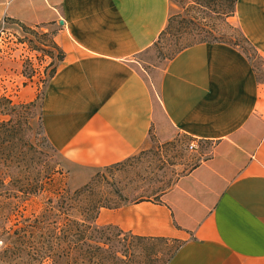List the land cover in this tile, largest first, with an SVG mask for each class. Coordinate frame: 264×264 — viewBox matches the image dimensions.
I'll return each instance as SVG.
<instances>
[{
    "label": "crops",
    "instance_id": "1",
    "mask_svg": "<svg viewBox=\"0 0 264 264\" xmlns=\"http://www.w3.org/2000/svg\"><path fill=\"white\" fill-rule=\"evenodd\" d=\"M170 14L171 0H0V22L55 30L65 57L44 91V129L72 165H116L152 135L210 146L160 201L103 208L97 224L183 241L168 264H264V80L239 49L203 43L153 81L137 57ZM235 20L264 60V0H238Z\"/></svg>",
    "mask_w": 264,
    "mask_h": 264
},
{
    "label": "rangeland",
    "instance_id": "2",
    "mask_svg": "<svg viewBox=\"0 0 264 264\" xmlns=\"http://www.w3.org/2000/svg\"><path fill=\"white\" fill-rule=\"evenodd\" d=\"M192 5L190 0H171L170 15H176L172 30L150 50L137 57L153 81L155 78L158 82L168 58L182 47L195 42V33L203 28L224 33L227 39L246 52L257 71L264 75L263 59L243 37L235 16L228 19L230 26H227L215 14H211V18L207 17ZM222 5L226 10L228 4ZM181 17L188 19L189 23L182 22ZM54 34L52 28L25 27L13 20L0 22V97H9L15 104L22 105L34 100H37L38 106L41 104L51 74L54 69L57 71L61 63L60 51L54 44ZM38 126L39 122L28 132L24 125L21 126V137L29 139L31 144L27 147L21 144V168L16 169L17 172L21 169L20 178L17 176L9 183L12 184L9 188L21 187V177L30 176L36 169L55 166L56 171L64 172L53 175L55 188L78 189L92 182L97 197L107 204L123 206L142 200L160 201L210 150L209 145L203 151L192 147L191 141L180 133L168 141H159L152 135L143 150L120 165L83 169L72 165L57 150L52 149ZM42 209L43 197L23 200L18 206L6 200L0 204V214L9 216V220H3L0 227L13 228V233L19 230L14 234L19 237L21 227L26 225L24 219H34ZM97 226L102 228L108 225ZM102 233L93 235L89 244L96 247L100 243L101 251L93 252L94 249H91V253L99 259L103 258L104 264H166L179 245L172 239H138L129 232H120L113 225ZM5 243V237H1L0 264H22L21 250L5 252ZM110 254L115 257L113 261L108 260Z\"/></svg>",
    "mask_w": 264,
    "mask_h": 264
},
{
    "label": "trees",
    "instance_id": "3",
    "mask_svg": "<svg viewBox=\"0 0 264 264\" xmlns=\"http://www.w3.org/2000/svg\"><path fill=\"white\" fill-rule=\"evenodd\" d=\"M190 1L194 4L192 5L193 8H196L200 13H204L210 18L211 14H215V16L222 19L223 23L227 26H230L228 19L236 14L238 2V0ZM225 3L228 4L226 5V10H224V6L222 5ZM175 18L176 15H170L168 25L161 33L158 40H161L172 30ZM181 21L189 23V20L184 17H181ZM16 22L22 24L18 21ZM243 37L256 51L248 39L244 35ZM194 39H196L195 42L182 47L168 59H173L186 48L203 43H222L239 49V45L227 39L226 35L221 31L218 32L203 28L195 33ZM55 47L60 51L59 61L62 62L65 54L56 44ZM239 50L251 61L245 51ZM251 64L253 65L258 79L264 80V75H261L260 72L257 71L258 69L252 61ZM55 73L56 69L53 70L51 78H53ZM43 104L44 94L39 106L37 100L21 105L15 104L9 97H0V204L8 200L12 205L18 206L23 200L26 201L32 197H43V209L41 213L34 219H24L26 225L21 227V236H14L19 230H15L13 233V228L0 227V238L5 237L6 239L5 244L7 245L5 252L12 249L21 250L22 264H104L103 258L99 259L91 253V249H94L93 252L101 251L102 246L100 243H97L96 247H93L89 244V241H92V238H94L93 235L103 234L102 232H104V230L112 226L108 225L102 228L97 226V219L101 210L103 208L116 209L119 208L120 205L107 204L99 199L96 191L93 190L92 182L86 183L78 189H71L69 187L55 188V185H53V175L57 172L64 174V172L56 171L54 166L52 168L43 167L36 169V171L31 172L30 176L21 177V187L15 186L9 188L12 185L9 183H12L17 176L18 179L20 178L19 174L21 169L18 170V172L16 169L21 168V144L22 147H27L31 144L29 139L25 140V138L21 137L22 125L28 129L26 131L28 132L29 130H33V126L37 125L39 122L38 127L44 134L45 139L51 145L52 149L56 151L45 134ZM21 108L23 109L22 113ZM122 163L123 162L116 165ZM116 165L105 168H111ZM5 219L9 220V216L0 214V223ZM113 227L119 229L116 226ZM119 231L121 232L122 230L119 229ZM131 235L138 239H166ZM172 240L178 242L179 245L166 264L172 260L179 248L183 245V241L177 239ZM85 246L87 249H84ZM114 258L115 257L110 254L108 260L113 261Z\"/></svg>",
    "mask_w": 264,
    "mask_h": 264
},
{
    "label": "built area",
    "instance_id": "4",
    "mask_svg": "<svg viewBox=\"0 0 264 264\" xmlns=\"http://www.w3.org/2000/svg\"><path fill=\"white\" fill-rule=\"evenodd\" d=\"M192 147H194V146L192 145Z\"/></svg>",
    "mask_w": 264,
    "mask_h": 264
}]
</instances>
